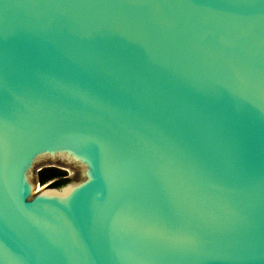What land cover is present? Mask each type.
I'll list each match as a JSON object with an SVG mask.
<instances>
[{
  "label": "water",
  "instance_id": "95a60500",
  "mask_svg": "<svg viewBox=\"0 0 264 264\" xmlns=\"http://www.w3.org/2000/svg\"><path fill=\"white\" fill-rule=\"evenodd\" d=\"M0 264H264V0H0Z\"/></svg>",
  "mask_w": 264,
  "mask_h": 264
},
{
  "label": "trees",
  "instance_id": "16d2710c",
  "mask_svg": "<svg viewBox=\"0 0 264 264\" xmlns=\"http://www.w3.org/2000/svg\"><path fill=\"white\" fill-rule=\"evenodd\" d=\"M64 176L65 172L57 167H44L38 172V181L40 184H44L52 180L49 185L58 186L68 180Z\"/></svg>",
  "mask_w": 264,
  "mask_h": 264
},
{
  "label": "rangeland",
  "instance_id": "374dc122",
  "mask_svg": "<svg viewBox=\"0 0 264 264\" xmlns=\"http://www.w3.org/2000/svg\"><path fill=\"white\" fill-rule=\"evenodd\" d=\"M57 168H58V167H57ZM59 169L65 172V176H64V177H66L68 180L73 179V178L76 176V174H77L76 169H69V168H59ZM35 180H36V179H35ZM68 180H67V181H68ZM51 181H52V180L47 181V182L44 183V184H39V186L49 185V183H50Z\"/></svg>",
  "mask_w": 264,
  "mask_h": 264
}]
</instances>
